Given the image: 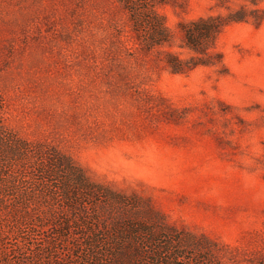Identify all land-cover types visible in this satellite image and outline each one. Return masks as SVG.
<instances>
[{
  "label": "rangeland",
  "instance_id": "374dc122",
  "mask_svg": "<svg viewBox=\"0 0 264 264\" xmlns=\"http://www.w3.org/2000/svg\"><path fill=\"white\" fill-rule=\"evenodd\" d=\"M150 1L171 38L146 52L123 0H0L2 122L216 241L223 264H261L264 0ZM237 13L214 64L170 70L165 52L200 56L181 24Z\"/></svg>",
  "mask_w": 264,
  "mask_h": 264
},
{
  "label": "trees",
  "instance_id": "16d2710c",
  "mask_svg": "<svg viewBox=\"0 0 264 264\" xmlns=\"http://www.w3.org/2000/svg\"><path fill=\"white\" fill-rule=\"evenodd\" d=\"M123 1L142 50L169 43L155 1ZM243 19L210 14L181 24L184 45L200 56L165 52L170 70L214 64L216 35ZM2 110L0 95V264H223L216 241L170 225L146 198L95 181L54 147L18 137Z\"/></svg>",
  "mask_w": 264,
  "mask_h": 264
}]
</instances>
